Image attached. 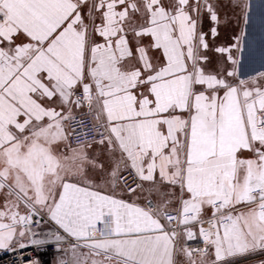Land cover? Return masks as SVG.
Here are the masks:
<instances>
[{
	"label": "snow or ice",
	"instance_id": "1",
	"mask_svg": "<svg viewBox=\"0 0 264 264\" xmlns=\"http://www.w3.org/2000/svg\"><path fill=\"white\" fill-rule=\"evenodd\" d=\"M249 7L0 0V251L264 264V71L245 70L254 33L217 43Z\"/></svg>",
	"mask_w": 264,
	"mask_h": 264
},
{
	"label": "crops",
	"instance_id": "2",
	"mask_svg": "<svg viewBox=\"0 0 264 264\" xmlns=\"http://www.w3.org/2000/svg\"><path fill=\"white\" fill-rule=\"evenodd\" d=\"M246 2L249 4V16H250V26H245L243 24V21L240 20L237 21V16L239 14V11L237 10L236 14L230 13L227 19L231 22L230 27L225 28L221 26L219 28V37L217 38L218 44H226L230 40L234 42V36L238 35L241 29H243L246 33L252 32L255 34L256 42L253 43L252 51L254 52V60L251 61L248 65V67L245 69L247 71L248 75H256L259 71H264V67H261V59H260V49L258 41L260 40L261 36L264 35V7H262V3H264V0H246ZM210 21H205L204 28L205 30H208ZM242 59V63H243ZM246 78V77H242ZM42 227L45 231H48L49 228H54V222L48 221L47 217L44 218L42 221ZM187 243V242H186ZM196 244L202 245V240L198 238L196 241ZM189 247H191L190 244L187 243ZM61 257L56 256L53 258L54 262H57ZM259 259V258H258ZM254 264V262H253Z\"/></svg>",
	"mask_w": 264,
	"mask_h": 264
},
{
	"label": "built area",
	"instance_id": "3",
	"mask_svg": "<svg viewBox=\"0 0 264 264\" xmlns=\"http://www.w3.org/2000/svg\"><path fill=\"white\" fill-rule=\"evenodd\" d=\"M125 175L127 174L125 173ZM127 180L129 186H134L132 176H128ZM197 240L198 238L192 241H187V243L190 244L192 248L203 247L202 245L196 244ZM68 247L69 245L66 242L62 243L59 248L57 247L55 242L49 244L39 252V259L41 261V264H57V262L53 261V258L56 256L69 259L70 252L68 256H65L63 252V249H67ZM22 252L24 254V259L26 260L29 258L27 253L32 252V250L29 248L24 250L17 249L16 251H0V264H21L19 257L21 256ZM32 255L36 256L37 253L32 252Z\"/></svg>",
	"mask_w": 264,
	"mask_h": 264
}]
</instances>
